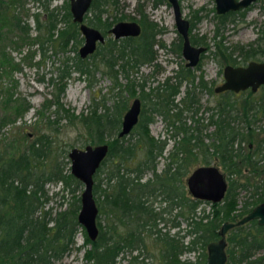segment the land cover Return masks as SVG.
<instances>
[{
  "label": "trees",
  "instance_id": "trees-1",
  "mask_svg": "<svg viewBox=\"0 0 264 264\" xmlns=\"http://www.w3.org/2000/svg\"><path fill=\"white\" fill-rule=\"evenodd\" d=\"M41 1L45 13H33L36 30L34 42L38 43L41 56H44L47 43L62 51L67 50L68 44L75 47L82 37L78 24L71 20L68 2L65 0L58 10L57 7H48L49 0ZM13 3L18 4L20 0H0V39L3 34L6 36L13 32H18L22 40L31 39L27 23L21 22L20 17L14 14ZM139 4L137 0L134 7L138 17L127 18L123 13L115 15L108 12V8L118 9L117 0H91L83 20L98 28L104 40L98 42L93 52L85 57L76 53L73 57L65 56L56 67V75L49 78L53 98L46 101L55 104V111L63 109L69 120L78 119L90 137V144H107L106 154L92 176V193L97 206V235L89 239L76 220L78 194L72 197L67 207L54 215H50L48 209H43V203L49 198L43 187L46 181L59 182L61 197L63 191L79 190L81 182L69 171L65 172L63 165L50 154L51 140L48 134L40 132L20 152L14 146L15 152L0 157V264H53L74 246L77 232L81 233L82 242L75 247L84 248L83 257L91 264H116L119 255L127 256V264H205V245L218 237L220 224L225 220L238 219L252 206L264 201V127H259L254 144L246 146V151H243L239 145L243 133L234 127L233 114L229 112L233 102H236L235 95L244 91L220 92L225 98L214 104L217 107L216 117L213 118V112L208 115L204 125H212L213 128L205 133L209 140L203 141L202 136L197 131L194 133V128L190 127L189 130L188 126H184L180 118L182 109H197L198 98L194 90L206 87L201 74L195 75L189 67L180 64L179 68L163 75L146 91L143 89L144 79L138 82L130 76L144 63L152 65L150 73L160 69L153 45L164 47V43L155 37L162 28L142 11ZM61 9H64L62 13ZM104 12L106 14L102 15ZM231 13H214V53L218 54L223 64L237 65L250 59H261L264 45L260 44L259 36L244 44L228 46L221 42L219 28L230 19ZM124 19L136 20L141 31L136 36L112 38L107 29L115 21ZM192 25L189 22L191 42L207 45L204 36L196 37L190 33ZM176 47L180 48V41ZM0 63V76L14 69L12 57L6 55L3 48H0ZM94 69L111 80L113 102L103 109L94 105L88 113L76 116L63 107L58 100L59 94L73 71L77 72V76L84 75L88 79ZM120 76L124 81H120ZM195 76L198 77L196 81ZM182 82L187 85L175 100ZM136 85H139L138 92ZM122 90L129 95L137 93L142 102L136 123L127 134L118 135L120 114L127 107L126 99L116 96ZM207 90L212 89L208 86ZM93 98L96 103V96ZM4 104L13 115L22 114L28 105L20 97H9ZM177 104L179 107L172 110ZM240 108L244 116L250 110L249 122L264 116V85H261V92L257 96L251 95L247 89L240 101ZM151 113H159L180 133L176 143L168 149V161L159 172L156 171L157 158L164 150L166 138H157L149 132L148 123L153 118ZM246 128L248 135L252 136L253 128ZM197 151L215 155L222 167L229 168L230 174L241 171L236 158L240 157L253 170H257L261 163L260 182L249 183L246 178L240 181L229 174L223 198L217 202L205 200L210 205L209 213L204 209L197 212L202 199L191 197L181 180L187 167L194 163ZM146 170H150L152 176L141 179ZM239 188L246 189L249 195L238 206ZM155 199L159 202L156 210L152 205ZM177 216L184 219L183 227ZM263 232L264 225L258 224L256 219L230 227L225 234V263L264 264ZM185 252L195 254L193 257H182Z\"/></svg>",
  "mask_w": 264,
  "mask_h": 264
},
{
  "label": "rangeland",
  "instance_id": "rangeland-1",
  "mask_svg": "<svg viewBox=\"0 0 264 264\" xmlns=\"http://www.w3.org/2000/svg\"><path fill=\"white\" fill-rule=\"evenodd\" d=\"M65 0H49L48 7H57L58 10ZM68 2V0H66ZM137 0H117V10L108 8V12L119 15L125 14L127 18L129 16L138 17V12L134 9ZM139 6L142 11L153 21H155L162 31L155 37L164 43V47L160 48L157 45H153L156 49V62L160 66L155 72L150 73L152 65L144 63L139 65L138 70L130 74L135 81L140 82L144 79L143 89L146 91L149 87L154 85L157 80H160L163 75L169 74L172 70L179 68L180 64H184L185 59L182 57L180 48L176 47V44L180 41L179 34L175 28L173 20V11L170 3L167 0L161 2H155V0H138ZM153 2H155L153 4ZM181 16L186 18L188 22H192L191 32L196 37L204 36L208 49L200 57L199 62L191 67L195 75L201 74L206 81V87L203 89L195 88L194 92L198 98L197 109L195 111L191 109H182L180 112L181 123L184 126L194 128V133L202 136L203 141L209 140L205 133L212 129L213 126H205L208 115L213 112V118L217 115V107L214 106L217 100L222 101L225 96L220 92H214L213 87L222 81V66L218 54L216 51L215 42L213 41L215 17L214 13V0H178ZM12 9L14 14L20 17L21 22L27 23L29 29V37L31 39L19 38L18 32L7 33L2 35L0 39V48H3L6 55L12 57L14 61V69H11L9 74L0 76V157H7L11 155L15 150L12 147H16L18 152L38 134H48L50 138V154L56 158L63 165L64 171H69V159L67 152L75 146L83 148L85 144H90L89 135L86 133V129L80 124L78 119L71 118L64 113V110L59 108L55 111V104L48 103L46 100H52L53 87L50 83V77L55 76L57 73V66L60 65L61 60L65 56L73 57L77 54V48L82 42V39L75 47L70 44L67 45L66 51H62L57 47L51 46L47 43V47L44 50V56L40 54L38 43L34 42L36 34L35 20L33 13L39 12L40 15L45 13L44 6L41 0H20V3H13ZM64 9H61L62 13ZM240 12V11H239ZM235 11L229 17L230 19L225 21L223 26L219 28L222 33L221 42L225 45L244 44L249 41L255 40L259 36L260 44L264 45V0H256L249 7H247L242 14ZM61 13L59 15H61ZM106 14L104 12L102 15ZM61 23L57 24L58 27ZM81 35V34H80ZM82 37V36H81ZM14 39L15 41L13 42ZM46 43H44V46ZM31 56V58L28 57ZM237 59L239 56L237 52L234 53ZM1 64V63H0ZM242 64V63H240ZM245 64V63H243ZM198 77L195 76V81ZM120 81H124V78L120 76ZM187 84L182 82L179 87V93L175 96L177 100L183 93L184 87ZM111 80L102 75L98 69H94L93 73L87 79L84 75L77 76V72L73 71L71 75L66 79L63 91L59 94L58 100L62 103L63 107L68 108L69 112L78 116L80 113H88L89 110L97 105L99 109H103L105 106L110 107L113 102L111 88ZM211 87V91L207 90V87ZM136 91H139V85H136ZM247 89L242 90L244 93ZM261 92V86L255 91L251 92V95L257 96ZM10 93V94H9ZM243 94L235 95L236 102H233L230 113L232 124L235 128L243 133L242 140L239 143L241 150L246 151V146L254 144L258 134L259 127H264V116L251 120L249 115L244 116L240 108V101L244 96ZM96 96V103L93 102ZM117 98L126 99L127 105L133 96L129 95L125 90H122ZM20 97L27 101V108L20 115H13L10 111L6 110L7 105L4 104L5 99ZM139 97V96H138ZM232 98V97H231ZM230 98V99H231ZM141 100V99H140ZM142 102V101H141ZM147 106V105H145ZM179 107L177 104L172 110ZM209 107V108H208ZM211 107V108H210ZM125 109V108H124ZM124 109L121 111H124ZM240 109V110H239ZM236 113V114H235ZM120 114V118H121ZM153 118L148 123L149 132L157 138H166V144L162 154L157 158L156 171H161L163 164L168 161L166 156L168 149L176 143V140L180 137V133L175 131V128L167 123L159 113H151ZM4 119V120H3ZM246 126L253 128L252 136L248 135ZM129 135V134H128ZM260 135V134H259ZM236 164L240 166L241 171L239 173H229V168L222 167L218 163V158L210 153L202 154L201 151L196 152V158L192 165L187 167L184 175L181 176L183 185L185 186V177L197 165L200 164H215L218 169L224 174L226 181L230 174L231 178L243 180L246 178L249 183L260 182L261 163H259L257 170H253L249 164H245L241 158L235 159ZM172 165V164H171ZM251 168V169H250ZM259 175H255L258 174ZM102 175V174H101ZM152 176L150 170H146L141 179ZM44 189L49 196L48 200L43 203V209H48L50 215L58 210H61L68 206V203L72 201V197L76 194H80L82 189V183L79 190L63 191V197L60 196V184L59 182L46 181L43 184ZM186 189V187H185ZM55 191H57L55 193ZM238 206L241 201L249 195L248 191L244 188L238 190ZM163 204V203H161ZM154 209H158L159 202L157 199L152 203ZM204 209V212L210 211L209 203L202 200L199 203L197 212ZM174 212V209L172 210ZM171 212V214H172ZM180 226H184V219L180 216L176 217ZM82 242V235L77 232L74 235V246H72L65 254H63L60 260L53 262V264H91L85 261L83 257L84 248H76L75 246ZM86 247L88 245H85ZM195 252H185L182 257H193ZM116 264H127V256H120L116 259Z\"/></svg>",
  "mask_w": 264,
  "mask_h": 264
},
{
  "label": "water",
  "instance_id": "water-1",
  "mask_svg": "<svg viewBox=\"0 0 264 264\" xmlns=\"http://www.w3.org/2000/svg\"><path fill=\"white\" fill-rule=\"evenodd\" d=\"M173 11L175 28L180 36V52L185 59L184 65L193 67L199 60L200 53L204 50L202 45H194L190 42L188 34L189 22L181 16L178 0H167ZM254 0H214L216 13L228 10H236L245 7ZM91 0H68V10L71 20L78 24L82 42L77 48V54L85 57L95 49L98 42L104 40L103 33L96 27L90 26L83 20ZM107 31L112 38L118 39L124 36H136L140 32V24L134 19L115 21ZM222 81L213 87L214 92L229 90L238 92L249 89L255 91L260 85H264V57L260 60H248L245 64L226 63L222 66ZM140 99L133 96L126 109L123 111L118 135L127 134L138 119L140 111ZM107 144H85L83 148L71 147L68 152L69 172L82 183L79 194V207L76 212V220L82 225L89 239H94L98 228L96 225L97 206L92 193L93 173L104 158ZM185 187L188 194L197 199L210 202L220 201L227 188L224 174L215 164H200L191 169L185 177ZM250 219H256L258 224L264 225V201L252 206L245 214L234 221H223L218 229V237L208 241L205 245V264H226L224 247L226 244V231L238 224ZM264 239V232L262 233Z\"/></svg>",
  "mask_w": 264,
  "mask_h": 264
},
{
  "label": "flooded vegetation",
  "instance_id": "flooded-vegetation-1",
  "mask_svg": "<svg viewBox=\"0 0 264 264\" xmlns=\"http://www.w3.org/2000/svg\"><path fill=\"white\" fill-rule=\"evenodd\" d=\"M254 1H256V0H254ZM253 1V2H254ZM253 2H251L250 4H248L247 6H245V7H241V8H238V9H236V10H228V11H225V12H223V13H226V12H229V11H232V13L231 14H233L235 11H240L239 13H241L242 14V12L247 8V7H249ZM215 11V10H214ZM223 13H216V14H223ZM230 14V15H231ZM189 27V26H188ZM140 31H141V27H140ZM110 34V33H109ZM189 34V33H188ZM111 35V34H110ZM190 39V38H189ZM190 42H191V40H190ZM192 43V42H191ZM192 44H194V43H192ZM194 45H202V46H204V50L200 53V56H199V59H200V57H202L203 56V54H204V52L208 49V46L206 45V44H194ZM264 57V56H263ZM262 57V58H263ZM261 58V59H262ZM251 60V59H250ZM255 60V59H254ZM260 60V59H259ZM198 62H199V60H198ZM197 62V63H198ZM246 63V62H245ZM243 64V63H242ZM196 65V64H195ZM194 65V66H195ZM238 65V64H237ZM187 67V66H186ZM189 68H191V67H189ZM261 86V85H260ZM242 91V90H241ZM239 92V91H238ZM140 103H141V100H140ZM140 107H141V104H140ZM139 115V114H138Z\"/></svg>",
  "mask_w": 264,
  "mask_h": 264
}]
</instances>
